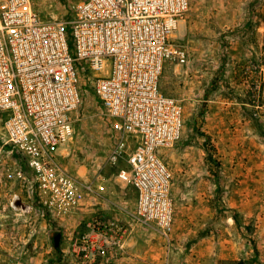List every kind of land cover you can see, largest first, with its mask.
Returning <instances> with one entry per match:
<instances>
[{
  "label": "rangeland",
  "instance_id": "obj_1",
  "mask_svg": "<svg viewBox=\"0 0 264 264\" xmlns=\"http://www.w3.org/2000/svg\"><path fill=\"white\" fill-rule=\"evenodd\" d=\"M81 1L32 3L41 19L64 20ZM174 39L184 47L186 62H166L159 80L162 92L181 102L184 119L180 141L159 153L172 174L170 239L137 221L135 190L117 177L125 161L111 158L119 136L85 81L82 104L72 114V138L58 150L57 163L78 181L97 182L104 191L87 197L83 210L68 216L80 219L76 226L54 223L34 203L29 213L14 211L13 194L24 202L32 199L22 183L5 177L22 163L15 151L8 154L11 148H4L1 263L103 264L98 259L77 263L56 252L51 234L90 235L94 219H107L99 207L108 187L116 205L113 217L125 219V263L264 264V0H189ZM126 146L134 148V140Z\"/></svg>",
  "mask_w": 264,
  "mask_h": 264
},
{
  "label": "built area",
  "instance_id": "obj_2",
  "mask_svg": "<svg viewBox=\"0 0 264 264\" xmlns=\"http://www.w3.org/2000/svg\"><path fill=\"white\" fill-rule=\"evenodd\" d=\"M188 11L189 0H82L71 18L43 20L32 0H0V161L7 147L20 156L22 164L5 177L22 183L32 199L13 194L12 210L29 213L34 203L58 224L104 191L57 163L73 135L83 82L90 81L119 136L111 158L125 161L117 177L135 190L137 221L170 239L172 174L159 153L180 141L184 119L181 102L164 94L159 80L166 62H186L174 34ZM129 138L134 148L126 146ZM91 231L71 252L77 263L131 264L117 263L121 221L94 219Z\"/></svg>",
  "mask_w": 264,
  "mask_h": 264
},
{
  "label": "crops",
  "instance_id": "obj_3",
  "mask_svg": "<svg viewBox=\"0 0 264 264\" xmlns=\"http://www.w3.org/2000/svg\"><path fill=\"white\" fill-rule=\"evenodd\" d=\"M105 190L106 192L108 193L109 188L108 187H105ZM107 193L105 195H103V199H104V204L102 205V207H99L100 209H104L106 211H104V213L106 214L107 216V220H118L119 218V221H123L125 220L123 217H120L122 215H118L119 217H113L114 215V207L116 206L110 199H109V196L107 195ZM114 210V211H113ZM94 211V208H91L89 209V212L92 213ZM65 219V220H64ZM62 219L61 221V224L65 223H69V224H75L78 225L80 223V219L79 218H76V217H67V218H64ZM77 239H78V236L77 235H73V234H64L61 236V239H60V249H59V253L61 254H64V256L68 257V258H71V252L73 250V248L76 246L77 244ZM57 252V251H56ZM117 263H125L123 259H120V260H117Z\"/></svg>",
  "mask_w": 264,
  "mask_h": 264
},
{
  "label": "water",
  "instance_id": "obj_4",
  "mask_svg": "<svg viewBox=\"0 0 264 264\" xmlns=\"http://www.w3.org/2000/svg\"><path fill=\"white\" fill-rule=\"evenodd\" d=\"M53 238H54V240H55V242H54V246H55V247H56V246H59V244H60V239H61V234H60L59 232H56V233L53 234Z\"/></svg>",
  "mask_w": 264,
  "mask_h": 264
},
{
  "label": "trees",
  "instance_id": "obj_5",
  "mask_svg": "<svg viewBox=\"0 0 264 264\" xmlns=\"http://www.w3.org/2000/svg\"><path fill=\"white\" fill-rule=\"evenodd\" d=\"M194 132H195V133H199V125H198V124H196V125L194 126ZM200 134H201V133H200ZM53 234H54V233L51 234L52 237H53ZM53 248H54L55 251L58 252L59 249H60V244H59V246H56V247L53 245Z\"/></svg>",
  "mask_w": 264,
  "mask_h": 264
},
{
  "label": "flooded vegetation",
  "instance_id": "obj_6",
  "mask_svg": "<svg viewBox=\"0 0 264 264\" xmlns=\"http://www.w3.org/2000/svg\"><path fill=\"white\" fill-rule=\"evenodd\" d=\"M53 242H55L54 238H53Z\"/></svg>",
  "mask_w": 264,
  "mask_h": 264
}]
</instances>
